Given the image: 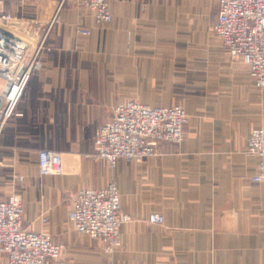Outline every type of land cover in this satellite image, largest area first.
<instances>
[{
	"label": "crops",
	"instance_id": "crops-1",
	"mask_svg": "<svg viewBox=\"0 0 264 264\" xmlns=\"http://www.w3.org/2000/svg\"><path fill=\"white\" fill-rule=\"evenodd\" d=\"M46 2L52 11L39 18L48 28L56 19L44 65L0 136V163L16 172L27 152L33 168L16 190L24 224L65 245L56 264H264V181L252 180L259 159L247 154L252 129L264 128V90L215 36L217 0H110L113 18L102 24L78 0ZM78 25L91 35L78 36ZM131 98L182 104L185 140L110 167L94 137ZM42 148L61 153L62 174L39 175ZM112 180L131 220L108 255L74 229L69 211L80 190ZM153 213L163 221L151 222Z\"/></svg>",
	"mask_w": 264,
	"mask_h": 264
},
{
	"label": "built area",
	"instance_id": "built-area-1",
	"mask_svg": "<svg viewBox=\"0 0 264 264\" xmlns=\"http://www.w3.org/2000/svg\"><path fill=\"white\" fill-rule=\"evenodd\" d=\"M25 0H19L23 3ZM0 0V136L18 112L32 76L42 69L47 50L49 28L41 18L25 21L3 7ZM97 23L113 18L110 0H78ZM218 12L213 26L215 36L231 58L240 59L248 68L257 90H264V0H217ZM30 22H32L30 24ZM78 36H90L88 26H76ZM189 115L182 104L151 106L137 99L116 104L110 120L103 123L94 137L95 156L115 167L118 160L137 161L158 155L167 142L175 145L185 140ZM247 154L259 159L254 182L264 181V128L252 129ZM40 176L63 173L60 152L38 150ZM24 177V176H23ZM17 175L14 176L16 180ZM131 216L121 206L116 181L101 188H85L74 197L69 221L82 235L103 242L104 251L112 255L121 246L120 228ZM149 220L161 223L163 216L153 213ZM25 207L21 193L13 191L0 200V255L7 264H56L65 245L43 231H33L25 224ZM113 264V263H109Z\"/></svg>",
	"mask_w": 264,
	"mask_h": 264
},
{
	"label": "rangeland",
	"instance_id": "rangeland-1",
	"mask_svg": "<svg viewBox=\"0 0 264 264\" xmlns=\"http://www.w3.org/2000/svg\"><path fill=\"white\" fill-rule=\"evenodd\" d=\"M45 1L46 0H25L21 3L19 0H2L1 5L4 4L3 8L7 12L19 17V19L22 18L28 21L32 20L34 16L37 18L42 16V18H44L48 13H51L53 6H49ZM31 23L32 22H30V24ZM2 84L3 79L0 77V87ZM20 161L22 167L16 172H13L11 167L0 163V200L6 199L13 191L19 190L25 181V172L31 171L33 168V163L28 161L27 152H25L23 159H20ZM15 175H17L16 180H14Z\"/></svg>",
	"mask_w": 264,
	"mask_h": 264
}]
</instances>
